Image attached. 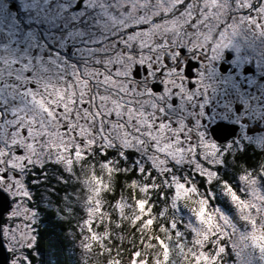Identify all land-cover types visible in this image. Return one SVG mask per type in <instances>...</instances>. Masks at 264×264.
I'll return each instance as SVG.
<instances>
[{"label": "snow or ice", "instance_id": "1", "mask_svg": "<svg viewBox=\"0 0 264 264\" xmlns=\"http://www.w3.org/2000/svg\"><path fill=\"white\" fill-rule=\"evenodd\" d=\"M28 8L24 25L0 28V205L12 198L6 219L0 211V249L9 264H35L40 208L28 177L65 153L100 156L102 165L115 156L130 175L159 185L156 199L174 215L177 200L201 190L202 209L220 203L221 171L252 152L260 160L251 170L223 183L240 218L227 203L229 215H214L225 238L243 231L242 221L260 223L264 134L249 143L248 132L264 128V52L238 63L219 57L240 29L264 38V0H30ZM173 227L203 235L193 223ZM213 251L262 264L264 224Z\"/></svg>", "mask_w": 264, "mask_h": 264}, {"label": "rangeland", "instance_id": "2", "mask_svg": "<svg viewBox=\"0 0 264 264\" xmlns=\"http://www.w3.org/2000/svg\"><path fill=\"white\" fill-rule=\"evenodd\" d=\"M29 4L30 0H19L20 25L25 23L29 12L25 9L28 8ZM11 15L10 12L6 11L4 17L0 16V28L6 27L7 23L12 21ZM66 160L63 156L54 160L49 165V171L42 173L39 184L34 185V190L38 198L37 205L52 206V208H60L63 211L68 208V213L72 216L76 228L79 229L78 232H69L68 239L77 247L76 257L82 261L92 257V251L97 253V260H100L99 257L102 255L103 249L109 245L107 238L111 235H119V227L125 226L127 223H129L127 229L133 224L140 223V226L132 232L142 234L141 236L144 238L140 254L132 252L131 256L141 258L142 255H145L146 257L150 250V260L153 264H211L213 258L216 257V252L213 249L225 246L232 248L233 244L239 241L241 235L251 233L254 229L255 222L248 224L246 221H242L245 223L243 231H237L235 235H232L230 231L226 238L221 236L216 225L221 224L222 221L219 216L214 215L216 210H220V216L229 215L227 209L221 208V204L227 203L232 209H235L232 214L237 218H240V212L232 203L231 198H226L224 189L218 185L213 187L220 203L208 207L206 210L202 209L198 203L203 194V190H201L200 195L189 194L184 199L177 200L173 215L168 212V209L172 208L173 205L168 204L166 206L162 195L159 200L156 199L155 189L159 185L145 184L144 181L147 177L139 179L138 189L135 187L132 190L124 187L122 195L115 194L114 196L111 191H106L107 187L104 181L108 182L107 176L100 178L91 174L90 177H84L86 179L83 181L76 175V171L67 168L66 163L68 161L66 162ZM45 175L46 179L44 178ZM31 182L38 183L37 180ZM89 183L94 185H89ZM53 187L61 188L63 192L56 194L57 192ZM145 192H148L152 197L151 203H149L150 196ZM54 195L57 198L56 205L54 204ZM72 208L76 210L72 211ZM154 208L156 211H153ZM193 208L199 213L200 219L194 218ZM56 213L62 216L59 212L56 211ZM210 217L214 223L209 219ZM201 220L207 221V223H201ZM146 223L153 224V230L148 229L145 226ZM180 223L185 224V226L193 223L203 235L191 232L190 238H187V233L191 231L187 227L184 233L176 235V229L173 225ZM165 224L169 227H165ZM221 239H226L227 243L218 244L216 242ZM8 254L10 256V253ZM256 255L259 256L260 253L256 252ZM33 256L36 260H40L38 253L33 252ZM234 256V252L231 255L221 253L219 257H216L215 264H237ZM144 260L147 261L146 258ZM94 262L96 264H109L108 258Z\"/></svg>", "mask_w": 264, "mask_h": 264}, {"label": "trees", "instance_id": "3", "mask_svg": "<svg viewBox=\"0 0 264 264\" xmlns=\"http://www.w3.org/2000/svg\"><path fill=\"white\" fill-rule=\"evenodd\" d=\"M100 173L102 175H93L96 177L104 178L107 176L108 182H105V185L107 187L106 191H111V194L115 196V194H121L124 191V187L127 189H134L135 187L138 189L137 185L139 183V179H141L138 176H132L130 175V170L125 168H119V169H104L101 170ZM117 173H120L121 175H117ZM96 174V173H95ZM87 177H90L91 174L86 175ZM79 177L81 180L84 181V177ZM89 180V178H88ZM104 180V179H103ZM90 181V180H89ZM79 182V181H78ZM91 182V181H90ZM89 185H94L90 184ZM54 190H56V194L62 193L61 188L53 187ZM149 195L148 192H145ZM150 196V195H149ZM55 200L57 198L55 195L53 196ZM152 197L150 196V201ZM39 205V204H38ZM40 208V215L42 216V219L44 221V227L40 230V234L38 235V247H39V256L40 260H36L33 256L34 261L36 264H42V262L48 258L49 253V247L54 238L58 239V250L57 254L55 256L50 257L51 264H96L94 261H100L104 260L105 258H108L109 264H141L143 261V264H153L150 260V250L147 252L146 257L145 255H142L141 258L138 257H132L131 253L135 252L136 254H140V249L142 247V241L143 237L140 234H134L132 231L135 230L137 227L140 226V223L133 224L130 228L127 229V223L125 226L121 225L119 227L120 234L117 236H110L107 238L108 240V246L103 249L102 255L99 257L100 260H97L98 256H96V252L92 253V257L80 260L76 257L77 254V247L73 245V243H70L68 239L69 232L79 231V229L76 228L75 222L68 213L67 209L65 211L56 208H52V206H42L39 205ZM76 209L72 208V211ZM60 215L59 216L58 213ZM153 211H156V208L153 209ZM145 226L148 229L153 230L154 225L151 223H146ZM100 228L98 227V230ZM144 243V242H143ZM9 257V254L7 255ZM144 258L147 259V261L144 260ZM141 259V260H140ZM82 262V263H79Z\"/></svg>", "mask_w": 264, "mask_h": 264}, {"label": "flooded vegetation", "instance_id": "4", "mask_svg": "<svg viewBox=\"0 0 264 264\" xmlns=\"http://www.w3.org/2000/svg\"><path fill=\"white\" fill-rule=\"evenodd\" d=\"M26 11H31L30 8L25 9ZM8 11L10 12L12 20H15L17 22H20V5H19V0H0V16L4 17L5 12ZM4 27V26H3ZM2 27V28H3ZM232 43L229 45L228 48H226L219 57V61L222 62L224 59V56L227 54H231L233 57L234 61L238 60L237 58L243 59L245 56L248 55H253L259 52H264V38L262 37H253L251 34H246L245 29H240L238 30L237 34L233 36L232 38ZM72 70L71 62L68 61V71ZM264 134V128H262L259 124H256L252 126L248 132V135L250 136L249 143H254L256 142L257 137L262 136ZM88 150V149H86ZM89 156H92V152L88 150ZM64 159L66 160V166L67 168L76 171V175L78 177L86 176L88 174H93V175H102L100 173L101 170L104 169H119L122 167L117 166V162L115 159V156L111 157V163L108 165H102L100 163V156H95L92 159H88V157L83 156L81 152H76L72 153L71 157L69 158L68 153H65L63 156ZM260 160L259 155H254L252 152L247 153V155L237 157L235 162L229 161V163L232 165L231 167H227L224 170L221 171V177H223V180L220 181V178L217 177V181H220L219 187L223 188V183L232 179L233 176H236L237 178L240 175H246L251 169L250 167L246 166H251L254 163L258 162ZM108 166V167H107ZM130 170V168H129ZM43 172H41L40 169H37L33 174H31L28 177V180L30 182V187L34 189L35 184H39V179H41V175ZM96 173V174H95ZM136 177V176H135ZM37 180L38 183H32L31 181ZM216 185V184H214ZM206 188V185L204 186ZM249 186L241 181V191L244 190L245 188H248ZM259 190V189H258ZM243 192V191H242ZM7 195V194H5ZM38 200V198H37ZM9 201V207L6 212H4L3 216L6 219V216L8 212L11 210L12 207V199L11 197H8ZM39 206V205H38ZM39 219L41 223L38 225L37 231L38 235L40 234V230L42 227H44V221L42 219V216H39ZM257 220L260 221L259 224L255 223L254 229L259 233L260 226L264 224V214H260L259 216L256 217ZM253 228V225H252ZM6 250V249H5ZM7 255L8 251L6 250ZM8 264V256H7V263Z\"/></svg>", "mask_w": 264, "mask_h": 264}, {"label": "water", "instance_id": "5", "mask_svg": "<svg viewBox=\"0 0 264 264\" xmlns=\"http://www.w3.org/2000/svg\"><path fill=\"white\" fill-rule=\"evenodd\" d=\"M9 207V201L8 198L3 202L2 205H0V211L4 214V212L7 211ZM7 263V252L5 249H0V264H6Z\"/></svg>", "mask_w": 264, "mask_h": 264}]
</instances>
